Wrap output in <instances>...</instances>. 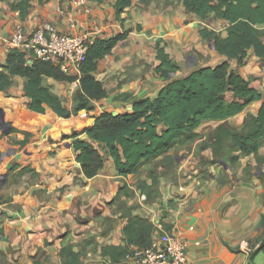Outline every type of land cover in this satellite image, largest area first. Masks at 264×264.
<instances>
[{"label": "crops", "instance_id": "0c3cea01", "mask_svg": "<svg viewBox=\"0 0 264 264\" xmlns=\"http://www.w3.org/2000/svg\"><path fill=\"white\" fill-rule=\"evenodd\" d=\"M18 1L0 0L3 38H9L17 25L29 32L44 22L66 34L92 29L97 31L95 39L121 38L98 59L94 75L107 94L93 101L90 111L80 110L67 118L48 106L43 113L32 112L22 77L0 91L4 116L0 124V227L4 228L0 264H64L66 254L61 250L65 246L81 252V264H133L127 259L111 263L102 253L106 245L124 244L129 213L148 217L157 226L153 237L170 230L186 238L192 264H264V251L249 256L248 242L261 233L264 211V176L259 177L264 170L258 171L264 162L257 164L253 154L241 156L234 166L221 160L203 165L213 158L211 148H201L198 140H182L165 154L173 160H164L163 154L143 164L139 172L122 176L105 155L103 167L86 178L73 146L76 138L87 139L86 134L73 137V133L92 124L102 110L131 111L134 99L153 98L166 84L167 79L156 71L157 44L177 64L176 78L227 60L200 30L223 31L228 22L212 13L202 20L180 0H132L120 15L115 12L116 0H86L81 5L72 0H29L24 17L11 6ZM261 39L264 42V35ZM8 49L0 43V63ZM229 62L264 96V62L252 48L246 64ZM45 84L72 109L78 82L47 78ZM226 98L231 100L232 92ZM260 105L261 100L254 101L224 121H203L193 132L209 136L220 123L239 128L245 115L256 113ZM9 127L15 130L9 132ZM23 132L30 136L20 145ZM258 153L264 157V141ZM154 176L157 184L147 200L139 183L147 188Z\"/></svg>", "mask_w": 264, "mask_h": 264}, {"label": "trees", "instance_id": "16d2710c", "mask_svg": "<svg viewBox=\"0 0 264 264\" xmlns=\"http://www.w3.org/2000/svg\"><path fill=\"white\" fill-rule=\"evenodd\" d=\"M47 1V0H41ZM102 1V0H95ZM188 12L204 20L211 13L228 22L223 31L201 29L203 38H210L218 53L227 56V60L209 67H198L182 77H173L177 64L157 44V73L167 82L153 98L142 97L132 101L131 111L113 115L109 110H102L94 117L92 124L83 126L73 137L86 134L87 139L76 138L73 142L84 176L90 178L103 167L105 155L111 157L115 168L122 176L139 172L141 166L164 154L182 140L194 141L199 138L194 129L206 120H227L248 108L257 100L261 105L256 113H247L239 128L220 123L208 136V141L201 142V148L210 147L213 158L205 160L203 165L223 161L230 166L238 163L241 156L253 154L257 164L264 162L258 153L264 141V96L250 86V82L230 66V59L238 65L247 63V52L252 48L257 59L264 62V0H180ZM132 0H116L114 7L117 15L131 6ZM24 17L30 7L29 0L12 3ZM121 36L107 39H95L87 49L86 59L81 66L80 75L64 73L49 61L32 59L27 53L17 48H9L5 60L0 63V91L7 89L15 80L25 79L24 94L28 97V108L35 113H43L48 106L61 117H70L80 110L90 111L92 102L106 96L101 80L94 72L98 59L109 53ZM30 60V61H28ZM51 78L74 82L78 80V90L74 93L72 109L66 108L58 95L45 84ZM232 92V99L226 93ZM15 129L9 127V132ZM23 145L30 134L23 132ZM100 149L104 151L101 153ZM250 173V167L247 166ZM264 176V171L259 177ZM157 184L156 176L152 184L139 183L150 199L152 187ZM264 207V195H263ZM166 229L169 228L165 225ZM157 226L146 216L129 213L123 228L124 244L106 245L103 255H108L111 263L126 258L132 248L149 246ZM261 233L254 241H249V256L264 251V211L261 218ZM4 228L0 227V235ZM66 254L64 264H81V252L73 246L61 250Z\"/></svg>", "mask_w": 264, "mask_h": 264}, {"label": "built area", "instance_id": "2783aa9c", "mask_svg": "<svg viewBox=\"0 0 264 264\" xmlns=\"http://www.w3.org/2000/svg\"><path fill=\"white\" fill-rule=\"evenodd\" d=\"M81 5L86 0H72ZM96 30L80 34L59 32L48 22L42 23L33 31L27 32L17 25L9 38L0 35V43L8 48H17L32 59H42L58 66L64 73L80 75L89 45L96 38ZM30 61V60H28ZM78 82V80H76ZM188 240L170 230H161L153 237L149 246L134 247L126 255L133 264H192L188 255Z\"/></svg>", "mask_w": 264, "mask_h": 264}, {"label": "rangeland", "instance_id": "374dc122", "mask_svg": "<svg viewBox=\"0 0 264 264\" xmlns=\"http://www.w3.org/2000/svg\"><path fill=\"white\" fill-rule=\"evenodd\" d=\"M73 96H74V95H73ZM65 100H66V99H65ZM73 103H74V102H73ZM251 109L253 110V108H251ZM207 138H208V135L206 136V135H200V134H199V138L196 139V140H198V141H200V142H202V141H204V140H207V141H208ZM262 166H263V165H262ZM262 166H261V167H262ZM262 170H264V167L262 168ZM262 170H261V171H262ZM2 202H3V201H1L0 203H2Z\"/></svg>", "mask_w": 264, "mask_h": 264}, {"label": "water", "instance_id": "95a60500", "mask_svg": "<svg viewBox=\"0 0 264 264\" xmlns=\"http://www.w3.org/2000/svg\"><path fill=\"white\" fill-rule=\"evenodd\" d=\"M112 114L116 115L117 112L113 111ZM3 120H4L3 112L0 110V124L4 122ZM5 132H7V131H5ZM261 170H262V167H258V171H261Z\"/></svg>", "mask_w": 264, "mask_h": 264}]
</instances>
